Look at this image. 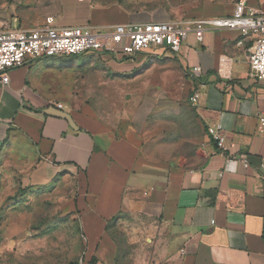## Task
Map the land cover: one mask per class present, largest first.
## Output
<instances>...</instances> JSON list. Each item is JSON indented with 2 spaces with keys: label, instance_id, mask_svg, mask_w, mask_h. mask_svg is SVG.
<instances>
[{
  "label": "crops",
  "instance_id": "1",
  "mask_svg": "<svg viewBox=\"0 0 264 264\" xmlns=\"http://www.w3.org/2000/svg\"><path fill=\"white\" fill-rule=\"evenodd\" d=\"M19 1L22 6L14 0L1 24L31 28L48 16L62 27L170 21L159 12L97 6L92 0ZM235 2L203 1L183 19L231 15ZM203 28L200 41L189 32L177 53L28 59L8 70V83L0 80V171L16 167L24 184L53 183L56 196L71 197L68 207L77 213L84 236L80 264H264V135L258 132L264 83L248 61L255 39L236 29ZM222 55L232 57L228 76L217 71ZM193 66L201 68L199 76L192 74ZM156 75L158 86L179 79L189 95L199 93L195 106L187 98L203 142V155L193 163L155 138L156 119L144 121L141 112L146 104L128 111L119 124L61 100L72 85H93V77L108 91L130 95L132 103L157 101L161 91L155 99L144 95ZM123 81L134 88H122ZM57 103L73 125L44 113L58 109ZM186 116L172 111L162 118L192 119L190 112ZM215 123L229 146L226 154L207 133ZM67 181L69 194L62 188ZM121 246L127 249L123 257Z\"/></svg>",
  "mask_w": 264,
  "mask_h": 264
},
{
  "label": "rangeland",
  "instance_id": "2",
  "mask_svg": "<svg viewBox=\"0 0 264 264\" xmlns=\"http://www.w3.org/2000/svg\"><path fill=\"white\" fill-rule=\"evenodd\" d=\"M13 1L0 0V21L2 15H6L12 7ZM203 1L208 0H92V3L97 6L115 4L129 11H155L170 20H180L190 7ZM15 2L22 6L19 0ZM258 2L264 8V0ZM8 26L11 25L0 23V28ZM91 78L95 80L93 85L79 83L67 88L61 99L63 103L75 109H88L91 113L119 124L125 121L123 118L128 111L138 108L141 111L140 106L146 104L141 111L144 121L148 117L156 119L154 124L159 127V132L155 138L160 143L173 148L175 154L182 153L191 163L203 155L200 130L187 102L189 89H186L182 80L169 83L161 81V86H158L156 75L153 85L149 86L144 95L155 99V93L161 91L163 97L148 103H132L130 95L122 94L119 90L108 91L97 83L96 78ZM122 83V88H134V85L126 84L125 81ZM172 111L184 113L185 117L190 112L192 119L185 118L182 122L180 118H162L170 116ZM2 169L5 174L2 175L3 170L0 171V264H80L84 257V236L77 213L68 207L71 197H66L64 193L56 196L53 183L36 188L24 184L16 167L7 165V168ZM71 187L70 181L62 185L67 194ZM114 233L116 238H120L118 232ZM126 251L121 246L120 256L123 257ZM90 264L94 263L91 261Z\"/></svg>",
  "mask_w": 264,
  "mask_h": 264
},
{
  "label": "built area",
  "instance_id": "3",
  "mask_svg": "<svg viewBox=\"0 0 264 264\" xmlns=\"http://www.w3.org/2000/svg\"><path fill=\"white\" fill-rule=\"evenodd\" d=\"M203 26L236 29L242 37L252 34L255 40L248 57L250 71L264 83V8L250 4L249 0H236L231 15L204 19L62 27L48 16L43 23L31 28L3 27L0 28V80L3 84L8 83V70L23 65L28 59L76 56L86 52L132 58L154 49L177 53L189 32H193L197 40L202 39ZM231 63L232 57L220 56L218 73L228 76ZM191 72L199 76L202 70L193 66ZM198 100L196 91L188 97L193 106ZM56 107L61 109L63 105L57 103ZM258 132L264 135V114L258 116ZM207 133L223 154L229 151L219 124L209 125ZM227 158L232 159L230 156ZM239 158L247 166L245 156Z\"/></svg>",
  "mask_w": 264,
  "mask_h": 264
},
{
  "label": "water",
  "instance_id": "4",
  "mask_svg": "<svg viewBox=\"0 0 264 264\" xmlns=\"http://www.w3.org/2000/svg\"><path fill=\"white\" fill-rule=\"evenodd\" d=\"M44 113L46 114H50V115H54V116H58V117H62L66 120H68V122L73 125V121H72V118L70 117L69 114H67L66 112L64 111H61L59 109H56L54 107H49L47 109L44 110Z\"/></svg>",
  "mask_w": 264,
  "mask_h": 264
}]
</instances>
